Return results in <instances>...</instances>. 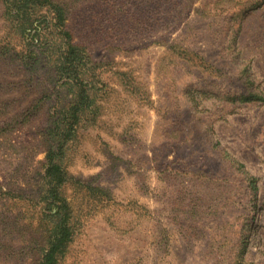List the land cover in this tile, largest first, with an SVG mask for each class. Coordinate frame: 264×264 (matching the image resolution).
Masks as SVG:
<instances>
[{
    "label": "rangeland",
    "instance_id": "rangeland-1",
    "mask_svg": "<svg viewBox=\"0 0 264 264\" xmlns=\"http://www.w3.org/2000/svg\"><path fill=\"white\" fill-rule=\"evenodd\" d=\"M54 1L104 83L67 153L58 264H264V0ZM1 54L0 264H36L43 131L70 96Z\"/></svg>",
    "mask_w": 264,
    "mask_h": 264
},
{
    "label": "trees",
    "instance_id": "trees-1",
    "mask_svg": "<svg viewBox=\"0 0 264 264\" xmlns=\"http://www.w3.org/2000/svg\"><path fill=\"white\" fill-rule=\"evenodd\" d=\"M0 5L6 32L0 52L16 67L15 74L32 83L41 78V68L47 65L56 84L70 96L65 103L57 92L59 99L43 131L48 149L40 201L45 213L46 248L36 264H58L76 233L64 195L72 179L65 168L67 153L77 142L82 123L95 122L100 107L94 94L104 83L96 79L99 66L91 53L75 42L62 5L54 0H0ZM37 82L44 83L42 79ZM46 89L41 92L46 93ZM34 110L37 112L39 105ZM75 182L80 185L79 180Z\"/></svg>",
    "mask_w": 264,
    "mask_h": 264
}]
</instances>
